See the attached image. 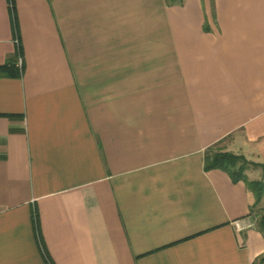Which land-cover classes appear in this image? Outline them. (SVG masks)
<instances>
[{"label":"crops","instance_id":"crops-1","mask_svg":"<svg viewBox=\"0 0 264 264\" xmlns=\"http://www.w3.org/2000/svg\"><path fill=\"white\" fill-rule=\"evenodd\" d=\"M215 144L264 179V0H0V264L258 263Z\"/></svg>","mask_w":264,"mask_h":264},{"label":"trees","instance_id":"trees-1","mask_svg":"<svg viewBox=\"0 0 264 264\" xmlns=\"http://www.w3.org/2000/svg\"><path fill=\"white\" fill-rule=\"evenodd\" d=\"M11 64L4 67L8 68V71L12 74H18L20 69ZM248 164L249 161L243 155L224 150L219 144H215L205 151V168L210 169L217 167L224 169L231 175L233 180L238 181L242 179L246 182L255 197L252 209L257 212L258 225L264 232V208L261 206L264 198V179H249L245 174ZM259 165L264 167V163H260ZM263 261L264 256L256 264H262Z\"/></svg>","mask_w":264,"mask_h":264},{"label":"built area","instance_id":"built-area-1","mask_svg":"<svg viewBox=\"0 0 264 264\" xmlns=\"http://www.w3.org/2000/svg\"><path fill=\"white\" fill-rule=\"evenodd\" d=\"M18 65L20 67L22 65V58H21V56H19V58H18ZM237 225H238L239 229L250 228V227L255 226V221L254 220H251V219H245V220H241L240 222H238ZM262 264H264V261H263Z\"/></svg>","mask_w":264,"mask_h":264},{"label":"rangeland","instance_id":"rangeland-1","mask_svg":"<svg viewBox=\"0 0 264 264\" xmlns=\"http://www.w3.org/2000/svg\"><path fill=\"white\" fill-rule=\"evenodd\" d=\"M248 166V165H247Z\"/></svg>","mask_w":264,"mask_h":264}]
</instances>
